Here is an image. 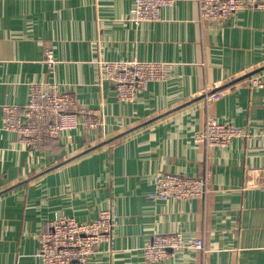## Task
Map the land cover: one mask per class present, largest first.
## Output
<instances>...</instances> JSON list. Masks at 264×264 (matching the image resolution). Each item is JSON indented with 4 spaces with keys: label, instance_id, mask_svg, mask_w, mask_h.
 I'll return each mask as SVG.
<instances>
[{
    "label": "crops",
    "instance_id": "1",
    "mask_svg": "<svg viewBox=\"0 0 264 264\" xmlns=\"http://www.w3.org/2000/svg\"><path fill=\"white\" fill-rule=\"evenodd\" d=\"M133 4L0 0V264H42L39 235L56 213L88 220L108 208L117 223L90 264H264V87L237 80L257 69L264 77V9L202 22L197 0H173L160 20L137 24ZM130 59L172 68L123 102L99 60ZM54 81L102 124L30 147L4 127L3 107L27 103L32 83ZM212 89L223 91L212 114L242 130L227 146L196 138ZM163 171L206 176V197L148 198ZM171 232L205 248L148 260L143 246Z\"/></svg>",
    "mask_w": 264,
    "mask_h": 264
},
{
    "label": "built area",
    "instance_id": "2",
    "mask_svg": "<svg viewBox=\"0 0 264 264\" xmlns=\"http://www.w3.org/2000/svg\"><path fill=\"white\" fill-rule=\"evenodd\" d=\"M199 20L216 22L234 15L241 9H264V0H197ZM173 0H134L129 19L137 24L158 21L164 7ZM46 62L56 63L52 46L45 47ZM102 76L111 82L118 98L133 101L137 93L153 80H165L170 76L172 63L152 60H99ZM251 88L264 87L261 72L247 79ZM223 91L206 90V122L196 134L198 141L210 146H227L242 130L229 123L219 122L210 111L211 104ZM3 125L13 131L30 147H37L48 136H61L64 131L76 128L80 123L93 131L102 124V115L95 108L82 104L72 92L60 83L35 82L31 84L30 99L22 105L5 104ZM209 182L206 176H188L163 171L156 175L150 199L182 200L206 197ZM117 223V211L104 209L98 217L80 220L75 216L56 213L39 235L35 255L42 264H90L101 243L111 239ZM205 248V241L197 237H185L182 232L161 233L147 242L142 250L150 261H159L179 250Z\"/></svg>",
    "mask_w": 264,
    "mask_h": 264
},
{
    "label": "trees",
    "instance_id": "3",
    "mask_svg": "<svg viewBox=\"0 0 264 264\" xmlns=\"http://www.w3.org/2000/svg\"><path fill=\"white\" fill-rule=\"evenodd\" d=\"M57 137H53V136H48L47 137V144L46 145H49L51 143H54V141L56 140Z\"/></svg>",
    "mask_w": 264,
    "mask_h": 264
},
{
    "label": "water",
    "instance_id": "4",
    "mask_svg": "<svg viewBox=\"0 0 264 264\" xmlns=\"http://www.w3.org/2000/svg\"><path fill=\"white\" fill-rule=\"evenodd\" d=\"M258 70H259V69H257V70H252V71L246 73L245 75H243L242 77H240V78L237 79V80H240V79H242V78H246V77H248V76H251L252 74H254L255 72H257Z\"/></svg>",
    "mask_w": 264,
    "mask_h": 264
}]
</instances>
